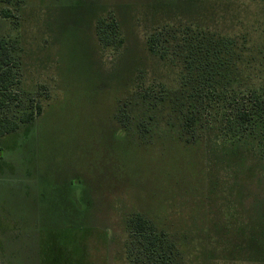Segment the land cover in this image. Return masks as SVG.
<instances>
[{"label":"rangeland","instance_id":"obj_1","mask_svg":"<svg viewBox=\"0 0 264 264\" xmlns=\"http://www.w3.org/2000/svg\"><path fill=\"white\" fill-rule=\"evenodd\" d=\"M0 36L18 40L24 106L48 98L0 139V264H264V124L226 126L247 92L264 99V0H0ZM168 93L179 110L203 96L200 141L123 133L119 106ZM135 213L167 234L158 257L128 256Z\"/></svg>","mask_w":264,"mask_h":264},{"label":"trees","instance_id":"obj_2","mask_svg":"<svg viewBox=\"0 0 264 264\" xmlns=\"http://www.w3.org/2000/svg\"><path fill=\"white\" fill-rule=\"evenodd\" d=\"M11 15L9 10H2L4 19H10ZM200 28L202 27L198 26V29ZM96 34L100 45L104 48L119 50L124 45V38L117 20L98 18ZM218 38L219 47L228 53H231V49H235L237 46L235 45L237 39L231 36ZM157 41V35L152 34L149 37L148 46L151 52H156ZM17 45H19L18 40L0 36V139L16 133L22 126L28 125L37 117L42 116L48 99H30V105L24 106L21 94L25 93L20 94L18 90L21 78V61ZM214 47H211L209 52H213ZM200 72L198 70V74ZM247 93L250 95L244 99L243 104L236 109V112L230 114L226 121V126L236 129L238 132L247 131V127L255 119H259V122L264 124V99L254 92ZM192 98L194 97L190 96L185 104L187 107L181 108L184 111L181 112L177 106L179 102L177 94L168 93L165 100H160L155 104H149L151 101L149 102L147 97L143 98V95L134 96L133 99H129L128 102L119 106L115 118L123 133L136 136L138 140L144 142L151 140L159 133L164 134L166 130H170L176 131L177 137L181 141L187 144L195 143L203 137L202 129L208 107L203 96L198 97V109L193 106ZM158 106L164 107L167 111L161 112L163 109L159 110ZM140 110L142 114L138 113ZM143 134L146 136L142 137ZM127 230L129 234L127 253L130 259L132 256L136 257L134 253L138 248L142 253L158 257L163 253L165 243H168L167 234L159 230L154 223L140 213L129 217ZM164 253L167 252L164 251ZM131 264L133 263L131 262Z\"/></svg>","mask_w":264,"mask_h":264}]
</instances>
